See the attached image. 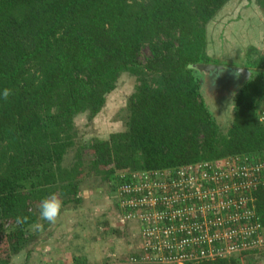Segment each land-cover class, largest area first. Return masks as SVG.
<instances>
[{
    "label": "trees",
    "instance_id": "1",
    "mask_svg": "<svg viewBox=\"0 0 264 264\" xmlns=\"http://www.w3.org/2000/svg\"><path fill=\"white\" fill-rule=\"evenodd\" d=\"M230 1L0 0V89L12 90L0 100V264H11L24 249L43 198L54 193L63 206L81 202L85 174L117 181L115 191L123 172L243 156L264 160V55L250 47L240 65L251 76L236 83L226 132L203 85L208 78L240 81L238 64L210 72L197 67H229L209 55L207 26ZM248 1L264 14V0ZM124 75L135 78L125 130L77 142L75 117H96ZM70 150L74 160L65 165ZM260 179L250 195L254 209L252 203L245 208L255 212L247 222L260 225L254 236L262 244L207 264H256L252 255L264 249V173ZM18 215L27 221L18 225ZM141 248L129 252V262L156 264L143 261Z\"/></svg>",
    "mask_w": 264,
    "mask_h": 264
},
{
    "label": "rangeland",
    "instance_id": "2",
    "mask_svg": "<svg viewBox=\"0 0 264 264\" xmlns=\"http://www.w3.org/2000/svg\"><path fill=\"white\" fill-rule=\"evenodd\" d=\"M207 34L209 55L227 62L229 67H223L228 69L233 64H238L233 69L242 68L240 65L246 60L250 47L264 55V14L255 2L231 0L208 24ZM148 53L144 49L142 59ZM209 79L203 85V94L222 131L226 132L232 121L231 99L238 86L236 83L242 84L244 79H219L214 83ZM134 86L135 78L124 75L96 117L88 119V113L76 116L77 142L87 144L94 139H108L112 133L125 130L126 101ZM73 156L75 152L70 150L65 165L73 163ZM106 180L85 174L80 181L81 202L68 200L71 202L62 205L55 223L46 226V221L39 220V228L34 227L36 224L30 226L26 232L27 244L13 256L11 264H77L74 257L86 264H131L129 251H138L143 241L141 224L129 225L122 218L114 191L117 181ZM252 258L256 264H264V249ZM248 262L245 260V264Z\"/></svg>",
    "mask_w": 264,
    "mask_h": 264
},
{
    "label": "built area",
    "instance_id": "3",
    "mask_svg": "<svg viewBox=\"0 0 264 264\" xmlns=\"http://www.w3.org/2000/svg\"><path fill=\"white\" fill-rule=\"evenodd\" d=\"M259 119L264 122V108ZM262 173L264 160L248 156L123 172L115 189L118 209L129 225L141 224L144 262H215L262 244L260 234L255 239L260 225L247 222L255 212L245 208L255 207L250 195Z\"/></svg>",
    "mask_w": 264,
    "mask_h": 264
},
{
    "label": "clouds",
    "instance_id": "4",
    "mask_svg": "<svg viewBox=\"0 0 264 264\" xmlns=\"http://www.w3.org/2000/svg\"><path fill=\"white\" fill-rule=\"evenodd\" d=\"M12 95L10 88L0 89V100H8ZM39 217L41 220L47 221L48 223H55L62 211V201L53 193L43 198L39 204ZM25 216H17L16 223L22 225L27 221ZM34 227L39 228L40 225L36 224Z\"/></svg>",
    "mask_w": 264,
    "mask_h": 264
},
{
    "label": "water",
    "instance_id": "5",
    "mask_svg": "<svg viewBox=\"0 0 264 264\" xmlns=\"http://www.w3.org/2000/svg\"><path fill=\"white\" fill-rule=\"evenodd\" d=\"M200 70L202 71H206V72H210V71H213L215 69H228L226 67H223V66H218L216 68V66L214 65H206V64H200L197 66ZM238 73L241 74L242 78L244 80H249L250 76H251V71L249 70H246L245 68H236L235 69Z\"/></svg>",
    "mask_w": 264,
    "mask_h": 264
},
{
    "label": "crops",
    "instance_id": "6",
    "mask_svg": "<svg viewBox=\"0 0 264 264\" xmlns=\"http://www.w3.org/2000/svg\"><path fill=\"white\" fill-rule=\"evenodd\" d=\"M80 184H81V183H79V185H80ZM81 192H82V191L80 190V194H79L80 198L82 197V195H81L82 193H81ZM81 199H82V198H81ZM64 206H65V205H64ZM40 220H41V219H40ZM43 222H44V220H43ZM46 223H47V221H46ZM46 223H45L46 226L50 225V223H47V224H46ZM51 224H52V223H51ZM49 234L51 235V233H49ZM45 246H47V245H44L43 247H45ZM129 252H130V251H129ZM128 254H129V253H128ZM75 258H78V257H74V259H75ZM78 259H79V258H78ZM74 261H75V260H74Z\"/></svg>",
    "mask_w": 264,
    "mask_h": 264
}]
</instances>
